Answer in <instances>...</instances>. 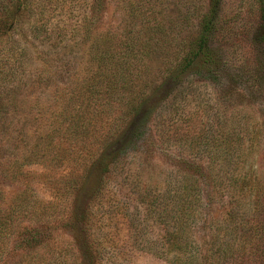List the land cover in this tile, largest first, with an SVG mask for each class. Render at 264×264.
<instances>
[{
    "label": "rangeland",
    "instance_id": "1",
    "mask_svg": "<svg viewBox=\"0 0 264 264\" xmlns=\"http://www.w3.org/2000/svg\"><path fill=\"white\" fill-rule=\"evenodd\" d=\"M153 1L184 31L167 56L148 64L138 80L149 84L144 94L102 95L97 126L108 138L97 152L83 132L63 134L77 105L75 53L81 66L87 55L76 35L67 49L74 54L58 61L56 31L113 33L146 22L128 16L126 0H0V219L22 229L32 217L44 240L0 252V264H177L168 239L180 229L165 208H176L179 175L196 162L220 178L224 170L264 176V78L248 72L264 60L249 38L255 3L223 0L215 36L222 59L213 72L176 79L168 68L199 34L210 0ZM211 208L222 213L224 202ZM83 231L96 242L90 256L75 240Z\"/></svg>",
    "mask_w": 264,
    "mask_h": 264
},
{
    "label": "trees",
    "instance_id": "2",
    "mask_svg": "<svg viewBox=\"0 0 264 264\" xmlns=\"http://www.w3.org/2000/svg\"><path fill=\"white\" fill-rule=\"evenodd\" d=\"M163 1L167 5L172 4V0ZM222 1L210 0L209 10L201 19L199 34L194 39H188L189 42L182 47L184 53L181 59L172 68H168L173 71L176 79L202 69L213 72L222 59L215 41ZM250 1L255 3L258 16L249 38L252 49L264 53V0ZM126 2L128 16L146 22L140 30L126 24L121 31L113 33L108 30L97 34L94 30L86 29L68 36L69 30L65 28L56 31V37L61 42L60 46H55L58 48L55 54L58 61H62L66 54H74L67 49L70 39L76 35L80 36L75 45L80 42L81 49L85 48L83 53L87 55L85 65L81 66L77 60L80 54L75 53L76 75L72 80L75 85L70 87L73 92L70 100L75 98L77 105L72 107L68 116L69 125H72L66 127L63 134L75 137L83 132L86 136L85 146L87 142L100 145L97 152L106 146L108 138L100 135L102 131L99 133L97 126L102 119H99V111L102 113L103 110H98L103 104L102 95L111 97L114 93L124 95L134 91L144 94L149 84L139 83L138 80L149 73L150 63L167 56L172 42H179L184 31L171 25L170 14H163L162 9L156 10L154 1ZM29 5L30 3L22 2L20 7L27 8ZM259 62L262 63L259 67L255 66L248 71L254 79L264 78V60ZM69 70L72 71V67ZM251 71H262L263 76ZM133 101L129 103L132 104ZM56 135L62 137L59 132ZM60 141L61 139L58 145ZM99 162L98 166L105 171L107 164ZM261 162L264 164V157ZM223 172L225 175L220 178L208 168L205 170L193 162V168L179 175L178 186L172 195L177 196L176 208L174 205L165 208L166 214L176 219L180 229L176 239H168L178 248L174 255V262L177 264H264V176L255 178L251 171L243 174L239 171ZM94 191H97L96 188ZM220 201L224 202V211L215 214L211 207ZM4 219L6 220L0 219V252L34 248L39 245V241H44L38 236L40 230L35 227L32 217L30 222L18 224L22 229H18L11 218ZM75 240L80 249L88 251L86 254L89 253L90 256L93 253L95 239L89 238L87 234H77Z\"/></svg>",
    "mask_w": 264,
    "mask_h": 264
}]
</instances>
